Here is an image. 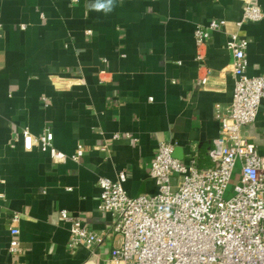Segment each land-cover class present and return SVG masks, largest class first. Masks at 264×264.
<instances>
[{"label": "crops", "instance_id": "0c3cea01", "mask_svg": "<svg viewBox=\"0 0 264 264\" xmlns=\"http://www.w3.org/2000/svg\"><path fill=\"white\" fill-rule=\"evenodd\" d=\"M101 4L108 0H0V264H104L117 237L114 216L98 210V179L125 169L130 196L156 192L150 169L163 140H177L184 163L214 164L216 110L234 94L230 33L249 40L247 73L264 72V18L237 26L242 0ZM212 19L226 23L206 38L201 63L195 32ZM25 127L82 153L56 162L38 146L26 150ZM243 134L264 154V98ZM62 209L104 242L71 248ZM15 214L19 254L9 251Z\"/></svg>", "mask_w": 264, "mask_h": 264}, {"label": "built area", "instance_id": "2783aa9c", "mask_svg": "<svg viewBox=\"0 0 264 264\" xmlns=\"http://www.w3.org/2000/svg\"><path fill=\"white\" fill-rule=\"evenodd\" d=\"M263 18L264 11L255 0H242L237 26ZM225 23L212 19L197 28L196 58L201 63L206 38ZM248 44V38L238 32L230 33L225 43L232 58L234 94L230 103L216 110L220 129L212 166L199 168L194 157L182 162L174 155L178 142L171 139L158 143L152 161L150 176L158 187L156 192L130 196L124 186L125 169L116 179H98V210L114 216L112 232L117 237L104 264H264V154L243 134V128L256 120L264 98V72L247 73ZM208 77L206 73L198 82L205 86ZM21 134L26 150L38 146L56 162L78 160L82 153L81 146L71 155L59 150L50 131L35 136L25 127ZM191 149L194 151L195 144ZM237 172L238 182L226 198ZM59 218L70 222L71 248H93L104 242L103 232L83 226L67 210H60ZM18 220L15 214L9 229L13 254L23 251Z\"/></svg>", "mask_w": 264, "mask_h": 264}, {"label": "rangeland", "instance_id": "374dc122", "mask_svg": "<svg viewBox=\"0 0 264 264\" xmlns=\"http://www.w3.org/2000/svg\"><path fill=\"white\" fill-rule=\"evenodd\" d=\"M239 177V174L238 172L236 174H234V176L232 177L230 183H229V186H228V189H227V192L225 194V197L228 198L232 195V190H233V187L234 185L238 182V178Z\"/></svg>", "mask_w": 264, "mask_h": 264}, {"label": "clouds", "instance_id": "9594fccd", "mask_svg": "<svg viewBox=\"0 0 264 264\" xmlns=\"http://www.w3.org/2000/svg\"><path fill=\"white\" fill-rule=\"evenodd\" d=\"M110 5H111V0H108V5H107V6H106V5H103V4H101V5H97V7H98V8L109 7V10H110Z\"/></svg>", "mask_w": 264, "mask_h": 264}, {"label": "water", "instance_id": "95a60500", "mask_svg": "<svg viewBox=\"0 0 264 264\" xmlns=\"http://www.w3.org/2000/svg\"><path fill=\"white\" fill-rule=\"evenodd\" d=\"M177 148L175 149L174 155L177 156L178 154Z\"/></svg>", "mask_w": 264, "mask_h": 264}]
</instances>
